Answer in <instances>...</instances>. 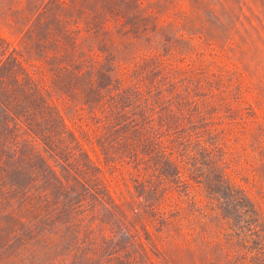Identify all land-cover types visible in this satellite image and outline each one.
<instances>
[{"label":"trees","instance_id":"1","mask_svg":"<svg viewBox=\"0 0 264 264\" xmlns=\"http://www.w3.org/2000/svg\"><path fill=\"white\" fill-rule=\"evenodd\" d=\"M240 2L0 0V264H264L204 57Z\"/></svg>","mask_w":264,"mask_h":264},{"label":"rangeland","instance_id":"2","mask_svg":"<svg viewBox=\"0 0 264 264\" xmlns=\"http://www.w3.org/2000/svg\"><path fill=\"white\" fill-rule=\"evenodd\" d=\"M251 4V0H241L242 10L235 12L251 35L245 41L234 36L235 51L217 46L214 56L206 50L204 57L213 60V68L228 85L230 115L225 119L224 139L230 152L241 154L246 176L237 180L264 214V12H251ZM183 7H189L186 1Z\"/></svg>","mask_w":264,"mask_h":264}]
</instances>
